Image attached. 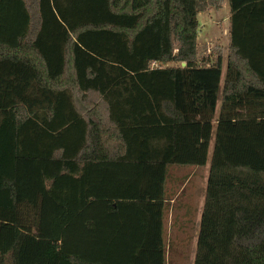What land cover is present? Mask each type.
<instances>
[{
    "label": "trees",
    "instance_id": "1",
    "mask_svg": "<svg viewBox=\"0 0 264 264\" xmlns=\"http://www.w3.org/2000/svg\"><path fill=\"white\" fill-rule=\"evenodd\" d=\"M221 3L0 0V264H166L168 168L207 160L193 264H264V0L220 86Z\"/></svg>",
    "mask_w": 264,
    "mask_h": 264
},
{
    "label": "rangeland",
    "instance_id": "2",
    "mask_svg": "<svg viewBox=\"0 0 264 264\" xmlns=\"http://www.w3.org/2000/svg\"><path fill=\"white\" fill-rule=\"evenodd\" d=\"M229 7H228V0H222L221 8L219 9H207L206 11L199 12L196 16L198 28H197V38H196V51L197 56L200 57H209L211 61L216 59V55L218 52L221 51L222 53V76H221V83L223 82L224 71H225V59H226V52L228 47V27H229ZM211 148V146H210ZM208 165L209 161L207 160L206 164L200 169L193 170V168L183 170V169H173L171 172L172 176H180L184 175L185 173H193V180L195 184L202 183L200 178L197 176L201 175L203 171L206 173L205 180L208 173ZM169 167L168 170H170ZM193 170V172H192ZM168 175V174H167ZM176 184V183H175ZM166 185H171V178L166 181ZM191 185L190 183L188 184ZM185 194L190 193L191 189L187 187L184 189ZM193 193V192H192ZM197 191L195 190L193 196H195ZM181 195H176L175 200L180 197ZM196 199V198H195ZM198 200L196 199V202ZM174 212H177L176 209L173 208V211L170 212L168 217H173ZM168 218V219H169ZM166 220L165 228L167 229V234H165V241H166V264H192L193 262V242L192 235L193 232H188L189 229L181 234V232L176 233L173 229L169 228V221ZM173 233H176L181 238L187 236V243L183 246L184 240H176L173 238ZM166 235L168 239L166 240ZM190 237V240H189ZM170 238V239H169ZM190 243V244H188ZM181 244V247L179 246Z\"/></svg>",
    "mask_w": 264,
    "mask_h": 264
},
{
    "label": "crops",
    "instance_id": "3",
    "mask_svg": "<svg viewBox=\"0 0 264 264\" xmlns=\"http://www.w3.org/2000/svg\"><path fill=\"white\" fill-rule=\"evenodd\" d=\"M173 168H170L168 170V175L166 178V181L171 178V185L167 186L165 181V192L166 197L164 199V218H163V241L165 243V255H166V241H165V234H167V229L165 228L166 220L169 218L168 215H170V212L173 211V208L177 210V212H174V216L170 217L168 219L169 221V228L174 230L176 233L181 232V234L185 233L188 229V232H193L191 243L193 242V248L196 247V239H197V232L199 228V220L200 215L202 211V206L204 203V196H205V185L206 180L205 176L206 173L203 171V173L199 176L201 182L200 184H195V181L193 180V173H185L184 175L180 176H172L171 172L173 169H183L186 170L193 168V170L200 169V166H170ZM192 170V172H193ZM176 183V184H175ZM191 184L190 186L188 184ZM191 189L190 193L185 194L184 189ZM197 191L195 193V196H193L194 191ZM193 192V193H192ZM176 195H181L175 200ZM198 200L196 202V199ZM176 233H173V238L176 240H184L183 246L187 243V235L183 238L178 236ZM168 239V236L166 235V240ZM170 239V238H169ZM190 240V237H189ZM190 244V243H188ZM181 247V244L179 245ZM194 251L192 250V254L194 255ZM194 259V256H193ZM193 264V262H192Z\"/></svg>",
    "mask_w": 264,
    "mask_h": 264
},
{
    "label": "water",
    "instance_id": "4",
    "mask_svg": "<svg viewBox=\"0 0 264 264\" xmlns=\"http://www.w3.org/2000/svg\"><path fill=\"white\" fill-rule=\"evenodd\" d=\"M181 65L183 66V65H184V63H181Z\"/></svg>",
    "mask_w": 264,
    "mask_h": 264
},
{
    "label": "built area",
    "instance_id": "5",
    "mask_svg": "<svg viewBox=\"0 0 264 264\" xmlns=\"http://www.w3.org/2000/svg\"><path fill=\"white\" fill-rule=\"evenodd\" d=\"M152 65H155L154 63Z\"/></svg>",
    "mask_w": 264,
    "mask_h": 264
}]
</instances>
